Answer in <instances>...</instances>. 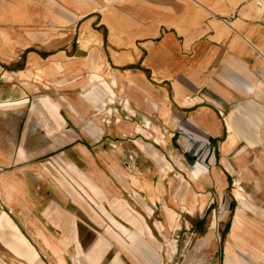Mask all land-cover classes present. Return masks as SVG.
I'll return each instance as SVG.
<instances>
[{"label": "crops", "instance_id": "0c3cea01", "mask_svg": "<svg viewBox=\"0 0 264 264\" xmlns=\"http://www.w3.org/2000/svg\"><path fill=\"white\" fill-rule=\"evenodd\" d=\"M250 2L0 0V253L209 264L223 237L224 264H264Z\"/></svg>", "mask_w": 264, "mask_h": 264}, {"label": "rangeland", "instance_id": "374dc122", "mask_svg": "<svg viewBox=\"0 0 264 264\" xmlns=\"http://www.w3.org/2000/svg\"><path fill=\"white\" fill-rule=\"evenodd\" d=\"M251 6H252V11L255 12V14L257 15L258 18H262V15H263V10H264V0H251ZM264 207V205H263ZM211 227L213 228H216V222L214 223H211L210 224ZM210 227V228H211ZM32 241V239H31ZM33 244H36L34 243V241H32ZM213 243L215 245V249H216V256H214L213 259H210V256H213V248H210V254L206 253V254H202V255H199V253L195 254V252H192V256H196V258L198 259H203L205 260L206 262H208L209 264H213V262H215L216 260L219 261L221 260V264H224L223 263V259H224V255H225V250H226V246L228 247V245L230 244L229 243V240L227 241L226 243V239L225 238H214L213 239ZM218 245V246H217ZM235 245V244H234ZM36 246V245H35ZM37 249L40 251V254L42 256V258L48 263V264H54L55 260V255H54V258H53V254H49L47 253L42 247H38L37 246ZM188 249H186V251L182 252L181 254L178 255L177 257V264H181L186 256H189L191 255V253H188L187 251ZM247 256H250V253H245ZM252 256H256L254 254H252ZM256 258L262 262H264V259L262 258H259L258 256H256ZM216 259V260H215ZM0 264H27V262L25 260H23L22 258L18 257L17 255L15 254H10V253H0Z\"/></svg>", "mask_w": 264, "mask_h": 264}, {"label": "built area", "instance_id": "2783aa9c", "mask_svg": "<svg viewBox=\"0 0 264 264\" xmlns=\"http://www.w3.org/2000/svg\"><path fill=\"white\" fill-rule=\"evenodd\" d=\"M262 13H263V15H262V18H263V20H264V10H263V12H262Z\"/></svg>", "mask_w": 264, "mask_h": 264}]
</instances>
